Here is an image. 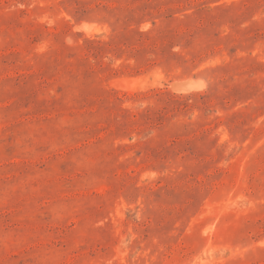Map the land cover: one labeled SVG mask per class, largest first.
Returning <instances> with one entry per match:
<instances>
[{
    "label": "rangeland",
    "instance_id": "obj_1",
    "mask_svg": "<svg viewBox=\"0 0 264 264\" xmlns=\"http://www.w3.org/2000/svg\"><path fill=\"white\" fill-rule=\"evenodd\" d=\"M0 264H264V0H0Z\"/></svg>",
    "mask_w": 264,
    "mask_h": 264
}]
</instances>
